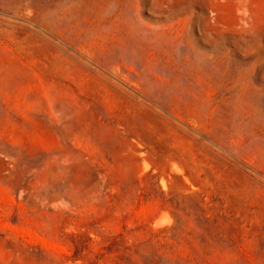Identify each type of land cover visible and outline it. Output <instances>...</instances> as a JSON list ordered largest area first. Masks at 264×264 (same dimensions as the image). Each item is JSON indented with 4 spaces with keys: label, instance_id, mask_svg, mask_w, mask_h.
Masks as SVG:
<instances>
[{
    "label": "rangeland",
    "instance_id": "374dc122",
    "mask_svg": "<svg viewBox=\"0 0 264 264\" xmlns=\"http://www.w3.org/2000/svg\"><path fill=\"white\" fill-rule=\"evenodd\" d=\"M0 264H264V0H0Z\"/></svg>",
    "mask_w": 264,
    "mask_h": 264
}]
</instances>
